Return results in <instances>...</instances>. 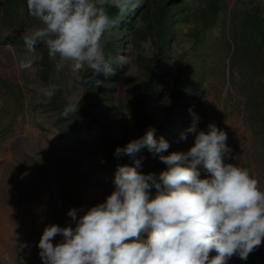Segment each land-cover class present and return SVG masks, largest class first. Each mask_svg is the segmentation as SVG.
I'll return each mask as SVG.
<instances>
[{"label": "trees", "instance_id": "1", "mask_svg": "<svg viewBox=\"0 0 264 264\" xmlns=\"http://www.w3.org/2000/svg\"><path fill=\"white\" fill-rule=\"evenodd\" d=\"M106 8L113 23L104 37V50L112 73L94 74L85 66L69 75L64 66L57 69L59 54L51 57L46 46L37 45L40 58L35 81L42 88L49 83L56 86L51 100L42 93L37 107L51 122L57 150L70 157L81 156L91 151L92 144L101 155L97 165L100 178L109 182L117 165L133 163L127 155L115 157L117 147L154 128L158 141L163 137L170 143L163 155L186 152L194 134L188 133L182 140L181 133L195 118L198 129L207 119L226 118L233 92L245 98L237 112L250 126L253 141L264 143L263 7L230 16L226 0H140L125 15L110 4ZM21 13L38 20L29 15L26 0L6 2L4 14L11 25L8 38L13 43L23 42L16 35ZM218 26L222 32L210 35ZM69 99L80 106L65 117L62 110ZM136 158L142 160L140 170L145 174L155 173L158 178L167 170L147 147ZM234 158L264 190V165L251 168L247 154ZM261 254L264 264V252Z\"/></svg>", "mask_w": 264, "mask_h": 264}, {"label": "clouds", "instance_id": "2", "mask_svg": "<svg viewBox=\"0 0 264 264\" xmlns=\"http://www.w3.org/2000/svg\"><path fill=\"white\" fill-rule=\"evenodd\" d=\"M26 2L29 15L42 24L22 35L28 53L35 54L42 44L49 56L59 54L58 70L67 61L73 73L87 66L94 74L114 71L104 50V37L113 23L106 5L125 15L140 4V0ZM6 47L15 55L12 44ZM31 66V60L18 64L21 70ZM55 90L51 83L41 89L49 100ZM79 106L69 99L62 115L77 112ZM207 128L199 130L195 118L181 133L182 140L194 134V145L186 152L163 155L170 143L163 137L158 141L154 128L117 147L114 156L127 155L133 163L117 165L115 190L105 202L79 217V209L67 213L75 227H45L38 245L42 264H225L233 255L246 260L264 241V190L247 168L225 163L231 153L227 133L214 123ZM144 147L168 166L158 178L140 170L142 160L136 157ZM202 170L206 178H201ZM57 235L62 239L54 245ZM212 250L218 254L210 258Z\"/></svg>", "mask_w": 264, "mask_h": 264}, {"label": "rangeland", "instance_id": "3", "mask_svg": "<svg viewBox=\"0 0 264 264\" xmlns=\"http://www.w3.org/2000/svg\"><path fill=\"white\" fill-rule=\"evenodd\" d=\"M7 1L0 0V264H42L38 245L45 227L49 224L75 227L67 213L76 208L79 217L105 202L115 190V176L109 182L100 178L97 165L101 155L94 152L92 144L89 152L93 154L84 152L74 157L56 149L51 122L37 107L42 95V86L35 81L40 54L38 49L30 54L24 42L13 43L8 38L11 25L4 14ZM226 2L229 16L254 6L264 8V0ZM38 27H42L39 20L21 13L16 35L22 37L25 31ZM221 32L222 27L218 26L210 35ZM226 32L229 33L228 29ZM9 43L15 47V55L6 47ZM21 60H31V68L21 70L18 67ZM64 68L69 75L73 74L69 62L65 61ZM223 96L228 98L227 89ZM244 101L242 94L233 92L226 105V118L207 119L199 130L207 131L209 123L216 124L228 136L226 143L231 153L225 163L236 164L235 154L242 157L247 154L250 159L247 162L255 168L264 165V143L253 141L250 126L237 112ZM193 145L194 136L188 149ZM206 175L202 170L201 178ZM61 239L60 235L54 237V245ZM261 251L264 252V241L246 260L238 255L232 258L238 264H261ZM209 256H215L214 250ZM233 259H226L225 264H235Z\"/></svg>", "mask_w": 264, "mask_h": 264}]
</instances>
